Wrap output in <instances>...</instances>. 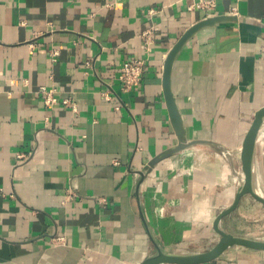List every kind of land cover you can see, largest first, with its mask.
Masks as SVG:
<instances>
[{"label":"crops","instance_id":"1","mask_svg":"<svg viewBox=\"0 0 264 264\" xmlns=\"http://www.w3.org/2000/svg\"><path fill=\"white\" fill-rule=\"evenodd\" d=\"M189 1L0 0V264H138L156 251L152 234L175 251L208 249L201 243L235 198V179L222 173L230 162L196 145L140 175L178 142L163 66L207 16ZM210 13L241 20L186 44L173 89L190 137L226 146L236 165L264 107V0H217ZM137 57L144 77L126 91L118 73ZM42 89L58 101L46 104ZM252 202L244 195L223 217L227 232L225 218ZM203 264H264V252L236 248Z\"/></svg>","mask_w":264,"mask_h":264},{"label":"water","instance_id":"2","mask_svg":"<svg viewBox=\"0 0 264 264\" xmlns=\"http://www.w3.org/2000/svg\"><path fill=\"white\" fill-rule=\"evenodd\" d=\"M240 20L241 17L237 13L207 15L188 27L169 50L164 61L162 85L170 119L176 131L178 142L176 145L155 155L144 169L140 171L142 182L161 160L196 145H213L215 149L230 162L234 174L238 175L239 178L233 203L224 209L215 221V229L220 234V238L215 245L203 251H175L170 246L159 242L157 237L152 234L151 238L156 245V251L138 264H203L212 260L225 258L233 248H246L264 252V240L253 238L246 234L229 233L222 226L223 217L238 207L245 194H250L256 201L264 205V192L259 186L256 169V146L259 131L261 128H264V107L255 113L242 141L239 158L242 163V178L234 164L233 154L226 146L217 145L212 140L192 139L190 137L189 130L178 106L173 89L174 65L186 44L198 34V32L205 28L240 22Z\"/></svg>","mask_w":264,"mask_h":264},{"label":"rangeland","instance_id":"3","mask_svg":"<svg viewBox=\"0 0 264 264\" xmlns=\"http://www.w3.org/2000/svg\"><path fill=\"white\" fill-rule=\"evenodd\" d=\"M262 159H264V130H262V134L260 135V139H258L256 146V169L257 174L259 175H257V179L260 188H262V190L264 191V162L262 161ZM222 163V173L227 172L225 176L229 178H235L234 183L238 184V179H236V176L232 173L231 167L228 162L224 159ZM235 166L238 172L243 174L241 167L242 163L240 159H238ZM245 196L250 197V199H252L253 201L250 204V207H246L244 209L241 208L239 209V211H236L231 217L225 218L224 224L227 226L229 224V226L227 227L228 231L233 234H246L253 238L264 240V205L256 201L250 194H245ZM219 238L220 234L214 231L213 234L210 236V239L201 243L202 247L211 248L213 245L216 244Z\"/></svg>","mask_w":264,"mask_h":264},{"label":"built area","instance_id":"4","mask_svg":"<svg viewBox=\"0 0 264 264\" xmlns=\"http://www.w3.org/2000/svg\"><path fill=\"white\" fill-rule=\"evenodd\" d=\"M217 0H191L187 4L188 11H205L206 15H211V11L216 7ZM149 13H155L153 8L149 9ZM155 29L148 28L144 32V42L141 44V49L149 54L153 51V47L155 44ZM58 48H53L51 50V54L53 56L59 54ZM145 73V58L137 57L134 59L125 60L119 70L118 78L121 82L122 89L128 91L134 89L137 85L141 83L143 80ZM45 94V103L48 105H52L56 103L58 100L54 96V94L46 89H42ZM63 103L71 104L74 110H77L76 103L70 101L69 99H64ZM21 157V156H20Z\"/></svg>","mask_w":264,"mask_h":264},{"label":"bare ground","instance_id":"5","mask_svg":"<svg viewBox=\"0 0 264 264\" xmlns=\"http://www.w3.org/2000/svg\"><path fill=\"white\" fill-rule=\"evenodd\" d=\"M262 129H263V128H261V130L259 131V135H260V132L262 131ZM259 135H258V137H259ZM257 141H258V140H257ZM190 164H191V163H190ZM190 167H191V166H190ZM192 168H193V167H192ZM239 175H241L242 178H243V174L240 173ZM257 175H258V174H257ZM235 176H236V179L239 180L238 175L235 174ZM258 176H259V175H258ZM234 179H235V178H234ZM262 191H263V190H262ZM263 192H264V191H263Z\"/></svg>","mask_w":264,"mask_h":264}]
</instances>
